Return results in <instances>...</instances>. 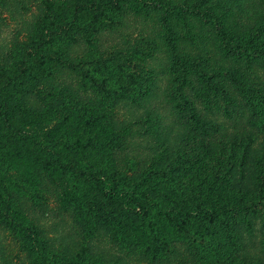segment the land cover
<instances>
[{
  "label": "rangeland",
  "instance_id": "1",
  "mask_svg": "<svg viewBox=\"0 0 264 264\" xmlns=\"http://www.w3.org/2000/svg\"><path fill=\"white\" fill-rule=\"evenodd\" d=\"M51 1L54 20L65 23L82 0ZM45 3L0 0V94L14 98L7 127L0 113V169L5 194L36 228L41 247L27 249L24 229L3 222L0 204V264H50L53 255L73 258L81 247L103 264H264V0H159L158 8L123 1L94 29L82 21L72 39L49 48L64 55L50 76L20 77L19 59L49 24ZM254 34L261 45L241 47L237 38ZM10 76L23 83L9 86ZM17 135L67 145L92 137V150L77 159L90 171L118 170L131 183L158 167L169 171L173 182L145 185L157 201L165 190L192 194L200 180L219 176L246 196L232 218L236 245L223 246L219 225L223 252L210 262L208 243L193 248L194 230L166 228L169 246L157 252L119 240L105 225L86 236L71 174L58 165L44 170L22 153L26 142L7 138Z\"/></svg>",
  "mask_w": 264,
  "mask_h": 264
},
{
  "label": "trees",
  "instance_id": "2",
  "mask_svg": "<svg viewBox=\"0 0 264 264\" xmlns=\"http://www.w3.org/2000/svg\"><path fill=\"white\" fill-rule=\"evenodd\" d=\"M123 1L128 0H82L75 4L72 19H68L65 23H59V20H54V2L46 0L45 9L49 17V24L44 32L35 37V46L27 49L25 60L19 59L23 71L20 77L26 74L34 75V73L33 77L39 73H49L48 76H50L52 66L62 63L64 55L61 51L49 53V48L62 37L68 40L72 39V33L80 29L82 21L86 26L94 29L93 23L98 22L99 18L108 11L118 10ZM132 1L141 2L145 6L153 5L156 8L160 6L159 0ZM208 15L213 16L211 13ZM77 23H79L78 26H76ZM217 30L223 39L227 40L230 37L220 25H217ZM256 37V34L248 37L245 39L247 42L238 38L237 40L242 45L241 47L250 45L256 48L261 45L260 42L254 40ZM207 78L209 79V77ZM8 80L10 81L9 86L23 83L18 76H10ZM3 86L8 87L7 85ZM13 100L14 98L9 94L7 96L0 94V113L4 119L5 127L10 125L14 109L10 102ZM7 138L13 139L20 145H24L26 142L22 153L29 154L35 161L42 163L41 167L44 170L48 171L58 165L62 171L71 174L73 178L72 193L79 199L76 207L80 213L86 236L92 235L99 224L105 225L116 233L119 240L124 242L133 240L144 246L146 251L157 252L163 251L169 246L170 239L166 228L173 227L175 233H188L190 230H194L200 235V238L198 240L194 238L193 248L204 250V246L208 243L206 247L213 250L210 252V262L218 260L219 255L223 252L221 245L215 241L219 235L216 231V227L219 225L224 229L223 246L236 245L231 235L233 231L232 218L235 212L241 213L242 209L246 208V196L242 190L233 191L230 185L222 181L219 176L200 180L192 186V194L172 195L165 190L160 195L161 199H158L161 201H157L155 196L153 197L149 191L145 190V185H149L150 179L157 180L159 183L173 182L174 177L171 172L167 171L162 174L163 170L158 167L147 173L142 180L131 183L128 178L120 175L118 170L112 169L111 173H105L104 168L90 171L77 159L76 154L92 150V137H88L89 141L86 143L75 139L69 145H67L69 142L54 144L34 139H29L28 142L27 139L20 140L23 138L21 135ZM22 150L23 148H21ZM181 170H185V168L174 169L175 172ZM153 176L155 177L152 178ZM4 181L5 177L0 169V204L6 208L5 213L2 214L3 222L16 231L24 229L25 234H20L24 245H28L27 249L31 253L40 252L41 247L36 243L38 241L36 228L26 222L11 196H7L10 193L6 190ZM174 191L179 193L177 188ZM20 221L23 223L20 224ZM24 225L26 228L23 227ZM25 238L29 240H25ZM147 243H149L148 246ZM49 261L50 264H103L90 256L87 247H81L73 258L53 255ZM230 264L244 263L231 259Z\"/></svg>",
  "mask_w": 264,
  "mask_h": 264
}]
</instances>
